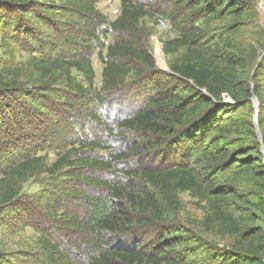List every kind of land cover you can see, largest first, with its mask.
I'll return each mask as SVG.
<instances>
[{
  "label": "trees",
  "instance_id": "1",
  "mask_svg": "<svg viewBox=\"0 0 264 264\" xmlns=\"http://www.w3.org/2000/svg\"><path fill=\"white\" fill-rule=\"evenodd\" d=\"M154 1L121 0L119 16L109 22L97 9L98 0H52L54 4L48 13L50 26L56 32L66 33L70 44L79 45L75 35L81 30L99 42L96 28L106 24L115 36L106 47V54L100 53L102 81L99 90L94 89L95 99L103 104L108 98L140 85L148 94L146 107L134 108L128 117L118 122L119 130L124 131L123 134L131 133L134 139L124 143L125 150L112 155L110 161L103 158L73 160L74 140L64 137L74 132L65 131L64 136V125L60 130L49 127V138L36 146L39 150L53 148L55 143L51 139L59 138L60 155L52 165H48L45 156H37L38 151H24L21 140L4 141L0 136V211L19 204L24 186L42 174L59 177L66 167L76 166L110 171L116 162L148 154L145 162L133 171V175L144 182L142 187L132 182L108 184L96 178L68 174L72 179L104 188L110 195V200H93L85 228L97 240L87 264H187L174 258L171 252L177 245L188 248L192 239L190 237L185 245L183 241L189 236L184 234L180 224L167 218L170 210L180 209L181 193H189L199 205L204 204L202 224L207 231L237 237L235 245L240 258L233 260V264H264L262 247L253 242L261 237L260 232L249 229L250 221L243 209L248 202L238 189L232 188L228 179L231 175L233 181H243V173L256 165L260 171L255 180L264 185L263 156L255 128L250 85L252 80L256 82L257 76L252 77L254 59L239 39L249 28L247 15L252 11V3L250 0H167L171 8L165 12L154 7ZM46 2L0 0V6H12L20 16L24 12L22 8L26 7L29 13L36 5L46 6ZM156 13H165L177 30L174 38L163 42L171 71L165 79L156 69L149 46L152 34L144 25L145 20ZM159 17L164 18L157 16L156 21ZM12 24L16 31L22 29L24 35L33 39L35 33L29 22L21 18L13 20ZM37 39L43 40L40 36ZM16 44L20 47L22 43L16 41ZM5 45L12 49L13 56L12 44L9 46L7 39H4ZM33 46L27 49L31 56L24 63L16 65L15 58L7 62L0 59V131H9L7 139L12 135L10 131L14 135L21 131L16 126H27L38 113L45 114L40 103L56 94L57 87L64 89L65 96L85 97L94 86L95 70L89 55L94 51L93 46L83 44L87 52H78L72 58L56 50L41 56L40 45ZM73 72L83 78L84 84ZM23 94L25 100H22ZM225 95L234 103H224ZM254 95L261 105L258 119L264 135V87L257 84ZM56 122L52 120L51 125ZM28 129L23 128L26 133ZM81 146L83 150L109 149L102 142ZM159 155L161 160H158ZM251 155H255L253 162ZM141 216L143 218H139ZM133 226L152 235L150 245L155 247V252L149 253L150 242L134 234L128 248L106 242L107 235L121 231L127 234L128 228ZM38 246L36 253L43 264H74L64 255V245L56 244L51 237L42 236Z\"/></svg>",
  "mask_w": 264,
  "mask_h": 264
},
{
  "label": "rangeland",
  "instance_id": "2",
  "mask_svg": "<svg viewBox=\"0 0 264 264\" xmlns=\"http://www.w3.org/2000/svg\"><path fill=\"white\" fill-rule=\"evenodd\" d=\"M46 1V6L36 5L29 13L26 7L22 8L24 12L20 16L18 12L14 11L15 9L12 6L7 4L0 6V59L7 62L15 58L16 65L24 63L31 56L27 49L31 50L34 47L33 45L36 44L40 45L41 56L56 50L62 55L72 58L76 57L78 52H87L83 44L84 46L90 45L94 47V51L89 54L95 70L93 89L88 95L81 97L75 94L65 96L63 94L64 89L57 87L54 91L56 94L47 97L40 103L41 108L45 109V114L38 113L37 116L31 119L32 123L30 124L29 121L27 126H16V129L21 131H16L15 135L13 131H10L12 135L8 139L9 131L7 130H1L0 136L3 137L4 141L21 140V148L24 151H38L36 155L45 156L48 165H52L60 155L58 150L60 148L58 147L60 144L58 143L59 138L51 139L55 143L53 148L39 150L36 146L40 145L41 140L49 138V127L60 130L64 125V136L65 131H68V134L74 132V135L64 137L69 141L74 140L73 145L76 153L73 155V160L79 158H103L106 161H110L112 155H117L125 150L124 143L131 142L134 139L131 133L123 134L124 131L119 130L118 122L128 117L134 108L144 109L148 94H146L143 87L137 85L118 96L108 98L103 104L97 101L95 99L97 97L95 90H99L103 69L100 53L102 51L103 54H106V47L113 42L115 36L112 30L107 24L98 29L96 28L99 42L89 38L85 34V30L77 31L75 37L78 39L79 45H72L66 39V33L56 32L50 26L52 21L48 13L54 3L52 0ZM250 1L252 3V11L247 15L249 28L239 36V39L241 44L247 47L254 59L252 77L257 76V84L264 87V0ZM108 2V0H98L96 7L106 15L109 22H112L120 14L121 1H115L113 5H108ZM154 2V7L164 9L163 11L165 12L171 8V3H168L167 0H164V2L155 0ZM56 4L58 5V2ZM157 16L166 18V28L158 25ZM21 18L31 24L30 26L32 27H29L35 33L32 37L33 39L24 35L22 29L16 31L12 21L15 19L21 20ZM144 25L152 34L149 46L156 69L160 72L162 78L165 79L164 76L168 74L166 70H170V57L164 52L163 42L166 39L174 38L177 35V30L171 19L165 16V13H156L153 18H147ZM37 36H40L43 40H38ZM4 39H7L9 46L12 44L13 56L10 53L12 49H8L6 45L4 46ZM16 41L22 43L20 47L16 44ZM73 75L76 76L81 84H84L80 75L76 72H73ZM256 82L253 80L250 82L252 94H254ZM21 96L22 100H25V95ZM232 102L233 100L229 96H224V103ZM258 103V109L256 110L254 107V122L264 165V135L260 129L261 123L258 119L261 112L259 100ZM90 112L95 114L96 118ZM52 120L58 121V123L56 122L52 126ZM23 128H29V132L26 133ZM52 128L51 131L53 132ZM42 132L45 134L43 135ZM25 133L28 134V139H26ZM89 142H102L107 144L109 149L107 151L83 150L81 145H86ZM158 142H160L159 139ZM64 147L66 146L64 145ZM68 148H71V146ZM20 155L22 156V154H16L17 157ZM147 155L138 154L127 161L116 162L110 171H95L82 166H76V168L66 167L62 176L53 177L42 174L31 179L24 186V196L20 203L8 210L0 211V264H43L41 257L36 253L42 236H49L54 239L56 244L64 245V255L67 256L71 263L87 264L97 240L85 228L87 220L92 213L93 200H110V195L104 188L88 185L82 179H72L68 174L88 176L105 181L108 184L116 182L125 185L132 182L136 186L142 187L145 186L144 182L138 176L133 175V171L138 169L142 161L145 162L148 158ZM253 158H255V155H251L252 162L254 161ZM158 160H161V155L158 156ZM1 169L2 165H0ZM259 171L257 166L254 165L253 169L243 173V181L235 182L232 179L234 177L231 175H229L231 179H228L232 188L238 189L239 193L248 202L245 203L243 209L250 221L249 229H256L260 232L259 236L261 237L255 238L253 242L260 243L264 259V185L255 180ZM240 180H242V177ZM179 200L180 209L178 211L170 210L167 218L174 223L180 224L184 234L189 236L188 239L183 241L185 245L190 241V237L192 240L186 249L177 245L174 251L171 252L174 258L187 264H225L230 259L232 261L229 264H233V260L240 258L238 255L239 249L235 245L237 244V237L232 238L218 231L211 232L206 230L202 224L205 212L202 207L204 204L199 205L198 200L192 198L189 193L179 194ZM110 202L113 203V201ZM126 207L124 205L123 210L126 211ZM128 229L127 234L121 231L113 236L107 235L106 242L112 244V246L128 248L132 242L131 235L134 234L135 237H144L148 243L150 242L149 253L155 252V247L150 245L153 242L151 239L152 235L140 232L134 226ZM114 237L118 240H114ZM189 248L195 250L187 251Z\"/></svg>",
  "mask_w": 264,
  "mask_h": 264
},
{
  "label": "built area",
  "instance_id": "3",
  "mask_svg": "<svg viewBox=\"0 0 264 264\" xmlns=\"http://www.w3.org/2000/svg\"><path fill=\"white\" fill-rule=\"evenodd\" d=\"M108 1H109L108 5H113L115 1H119L120 2L121 0H108ZM157 23L162 28H166L167 27V21H166V19H164L162 17L158 18Z\"/></svg>",
  "mask_w": 264,
  "mask_h": 264
},
{
  "label": "water",
  "instance_id": "4",
  "mask_svg": "<svg viewBox=\"0 0 264 264\" xmlns=\"http://www.w3.org/2000/svg\"><path fill=\"white\" fill-rule=\"evenodd\" d=\"M166 72L168 73V74H170L171 73V71L170 70H166ZM252 101H253V103H254V107H255V109L257 110L258 109V106H259V103H258V99H257V97L253 94V96H252ZM232 103H234V102H232Z\"/></svg>",
  "mask_w": 264,
  "mask_h": 264
}]
</instances>
